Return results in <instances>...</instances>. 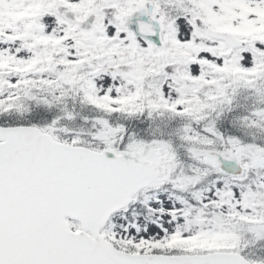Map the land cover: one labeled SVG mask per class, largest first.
<instances>
[{
	"label": "snow or ice",
	"instance_id": "snow-or-ice-1",
	"mask_svg": "<svg viewBox=\"0 0 264 264\" xmlns=\"http://www.w3.org/2000/svg\"><path fill=\"white\" fill-rule=\"evenodd\" d=\"M0 264H264V0H0Z\"/></svg>",
	"mask_w": 264,
	"mask_h": 264
}]
</instances>
